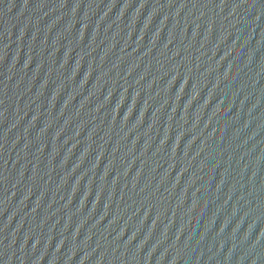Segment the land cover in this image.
<instances>
[{"label":"water","instance_id":"95a60500","mask_svg":"<svg viewBox=\"0 0 264 264\" xmlns=\"http://www.w3.org/2000/svg\"><path fill=\"white\" fill-rule=\"evenodd\" d=\"M0 264H264V0H0Z\"/></svg>","mask_w":264,"mask_h":264}]
</instances>
